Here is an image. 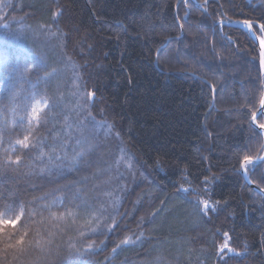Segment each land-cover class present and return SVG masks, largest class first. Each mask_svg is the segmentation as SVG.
I'll return each instance as SVG.
<instances>
[{"label": "trees", "instance_id": "trees-1", "mask_svg": "<svg viewBox=\"0 0 264 264\" xmlns=\"http://www.w3.org/2000/svg\"><path fill=\"white\" fill-rule=\"evenodd\" d=\"M224 13L264 23V0H189L187 5L183 0H0L1 74L5 58L8 67L23 68L36 51L44 53L48 64L14 81L15 103L23 104L35 92L37 99L44 96L59 104L51 113L57 119L37 135L53 143L63 135L65 116L74 136L78 122L85 134L92 128L88 113L112 125L109 135L101 132L92 141L97 147L78 165L69 163L72 148L55 167L34 150L17 151L13 159L20 155L21 163L5 165L0 151V203H24L36 211L35 220L44 221L32 226L27 239H49L47 233H52L47 264L80 259L85 264H224L218 249L226 239L242 253L225 257L227 264H264V195L245 181L237 159L248 149L263 154L264 135L254 131L250 115L264 91V73L258 46L243 30L226 26L223 33L219 27L213 31ZM224 34L235 42L224 40ZM52 68L57 74L44 78ZM88 92L94 99L85 108L82 97ZM12 107L9 92L0 93V108ZM4 116L12 118L10 111ZM257 120L264 122V117ZM4 135L0 148L21 132L14 128ZM120 147L131 168H116ZM57 154L64 155L59 145ZM247 176L264 190V163ZM181 186L197 192L186 198ZM105 191L120 199L112 215L121 228L81 240L77 229L89 210L75 206L96 205L95 197ZM45 194L49 199H36ZM77 194L80 199H74ZM54 196L66 199L64 207L52 211L79 212L75 223L48 219L41 206ZM197 199L208 200L214 210L204 215L191 202ZM175 204L177 210L185 205L177 221V210L171 209ZM178 221L186 224L179 227ZM129 235L141 238L113 253ZM70 242L100 247L91 255L70 257ZM44 256L32 249L17 260L12 250L4 255L0 242L3 264H32Z\"/></svg>", "mask_w": 264, "mask_h": 264}, {"label": "snow or ice", "instance_id": "snow-or-ice-1", "mask_svg": "<svg viewBox=\"0 0 264 264\" xmlns=\"http://www.w3.org/2000/svg\"><path fill=\"white\" fill-rule=\"evenodd\" d=\"M187 5L189 0H183ZM199 2V0H198ZM204 3L207 4V0H204ZM59 10L53 13V17L59 15ZM187 15V13H185ZM235 27L238 31L243 30L242 34L246 38H251L250 42L252 44L258 45L259 48V57L260 64L264 67V23L259 19H232L226 13H224L218 21L215 22L213 31L215 32L216 28L219 27L221 33H223L224 27ZM2 27L7 28L8 25H2ZM181 27H183L181 25ZM51 35L55 36V33ZM228 42L234 43L232 36L224 34L222 37ZM69 62L71 58H68ZM159 63V61H157ZM73 67H75L73 65ZM48 68L46 63L44 53L42 51H36L33 53L32 59L29 63L26 64L23 68L19 65L15 67H8L7 60H4V69L2 78H0V93H4L6 90L9 92L10 101L13 103V107L9 110L7 108H0V145L5 143V133L10 132L14 128H18L21 132V135L15 140L8 142V147L0 148V151L4 153L3 163L5 165H19L21 163L22 157L16 155L13 159V154L17 151L20 152H29L36 151L38 153V158L43 161L47 159L49 163L53 164L55 167V161H61L67 159V152L69 148H72L73 156L69 161L72 165H78L84 157L91 153L97 145L92 141L99 136L101 132H104L105 136L109 135L112 131V125L107 124L106 121H96L94 117L91 116V113H88L89 122L92 124V128L88 130L87 134L84 132L83 122H78L76 125V132L78 136L73 135V126L71 123H68V117L65 116V126L61 128L62 136L54 137L53 143L49 144L47 137L42 135H37V132L42 127H46L50 122L57 119L56 116L51 115L52 111L59 107V104L56 99H50L44 96H41L39 99L36 98L38 95L35 92H32L30 95L24 97L23 104H16L17 94L14 92L16 83L19 80L23 79L25 74L29 71H42ZM15 72V77H10L9 73ZM57 74V69L52 68L51 71L44 72V78H52ZM15 81V82H14ZM77 92L79 93V88L77 87ZM85 103L83 107H87L88 104L94 99V93L88 92ZM244 107L251 108L250 104L244 105ZM11 113V119L4 116L5 112ZM261 117H264V91L259 94L257 107L251 111L250 115V124L253 127L254 131L259 135H264V122L257 120V114ZM118 137L119 134L116 133ZM73 141L75 147H73ZM57 145H59V150L64 153L63 156L57 154ZM49 151L46 152L45 149ZM76 148H79V151H76ZM247 149L248 146L245 145ZM120 156L116 158L114 164L118 169L121 164L127 168H131V163L127 161L130 160V157H126L125 149L120 147L118 149ZM251 149L243 151L241 155H238L239 171L247 179L249 171L255 170V168L264 163V154L257 153L255 155L249 154ZM261 153H264V144L261 145ZM207 178H205V183ZM110 183V181H109ZM59 191V189L57 190ZM180 191L187 194L189 192H197V189L194 188H185L181 186ZM38 200L49 199V194H45L42 197L36 198ZM66 197L64 196H54L48 204H44L41 207L49 213L48 219L52 221H65L71 219L75 223L76 218L80 215L79 212H74L72 210H66L65 212L57 215L55 211H52L53 208L64 207ZM74 199H80L79 194H77ZM95 200L99 203L96 205L88 204L87 202H82L79 205H76V208H86L89 211L86 213L88 217L84 224L80 226L78 235L81 240L86 239L89 235L97 234H106L113 233L116 230L121 228L120 221L115 219L112 215L114 212H118L120 199L118 196L114 198L113 191H105L103 196H96ZM196 204L200 209L201 213L207 215L209 210H214L213 205L209 203L208 200L197 199L191 201ZM111 204V209L107 206ZM153 216L155 213L152 214ZM37 213L35 210L26 207L24 203H17L15 201L10 203H0V242L3 243V253L5 256L8 255L9 250H12L13 257L17 260L20 257L24 256L32 249H38L39 251L46 254L44 257H37L32 264H47V255H50L48 252V245L51 243L50 237L52 233H47L49 239H44L40 237L38 239H27L32 230V226L40 223L43 224V220L37 221L35 217ZM108 219H111V223H107ZM123 220V216L120 217ZM140 223H144V218L141 217ZM127 228V225H124ZM36 235L39 236V230L37 229ZM143 234L141 233V236ZM224 236L227 238L228 233H224ZM141 237L137 236L133 239V236H125L123 240L116 244L112 249L113 253H116L118 249L123 246H132ZM101 244L104 241L100 242ZM100 245L95 244V242H90L83 244L81 247H77L76 243L70 242L68 244L70 257H83L85 255L93 254ZM230 254L235 256H241L242 253L237 252L235 249L230 247L227 242V239L223 244L220 245L218 249V255L221 256V259L224 260V264H227L225 257H228ZM3 264V262H0ZM64 264H69L68 261H65ZM73 264H85L83 259L78 261H73Z\"/></svg>", "mask_w": 264, "mask_h": 264}, {"label": "rangeland", "instance_id": "rangeland-1", "mask_svg": "<svg viewBox=\"0 0 264 264\" xmlns=\"http://www.w3.org/2000/svg\"><path fill=\"white\" fill-rule=\"evenodd\" d=\"M0 78H2V74H1V72H0ZM174 208L177 210L179 207H178V206L176 207V204H175L173 207H171V209H174ZM184 208H185V205H182V206L180 207V209L177 210V212H176V214H175V216H174V218H173L175 221L178 220L177 215L179 216L180 214H182V212H184V210H185ZM185 214H186V213H185ZM188 214H189V213H188ZM185 218H188L187 215H185ZM183 221H185V220H183ZM183 221H181V222L178 221V224L180 223L179 227H183V225L186 224V223H184Z\"/></svg>", "mask_w": 264, "mask_h": 264}, {"label": "water", "instance_id": "water-1", "mask_svg": "<svg viewBox=\"0 0 264 264\" xmlns=\"http://www.w3.org/2000/svg\"><path fill=\"white\" fill-rule=\"evenodd\" d=\"M258 46V45H257ZM258 55H259V48H258ZM259 64H260V57H259ZM260 67H261V70L262 72L264 73V67L261 66L260 64ZM259 116V113L257 114V117ZM264 154V153H263ZM243 175V174H242ZM245 181L252 187L254 188L256 191L262 193L264 195V190L260 187H258L257 185H255L253 182H251L247 176V179L245 178V176L243 175Z\"/></svg>", "mask_w": 264, "mask_h": 264}]
</instances>
